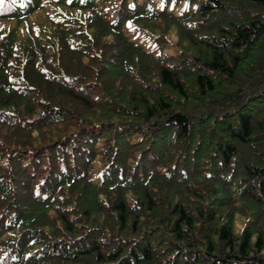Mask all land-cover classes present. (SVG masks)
I'll use <instances>...</instances> for the list:
<instances>
[{"label":"trees","instance_id":"obj_1","mask_svg":"<svg viewBox=\"0 0 264 264\" xmlns=\"http://www.w3.org/2000/svg\"><path fill=\"white\" fill-rule=\"evenodd\" d=\"M0 264H264V0H0Z\"/></svg>","mask_w":264,"mask_h":264},{"label":"rangeland","instance_id":"obj_2","mask_svg":"<svg viewBox=\"0 0 264 264\" xmlns=\"http://www.w3.org/2000/svg\"><path fill=\"white\" fill-rule=\"evenodd\" d=\"M175 38H177L176 35H174V38L173 39L175 40Z\"/></svg>","mask_w":264,"mask_h":264}]
</instances>
